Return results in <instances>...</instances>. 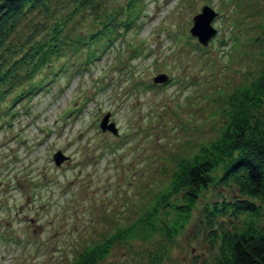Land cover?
<instances>
[{
	"label": "rangeland",
	"instance_id": "374dc122",
	"mask_svg": "<svg viewBox=\"0 0 264 264\" xmlns=\"http://www.w3.org/2000/svg\"><path fill=\"white\" fill-rule=\"evenodd\" d=\"M73 4L52 0L49 12L27 14L11 39L10 52L19 53L26 33L33 40L47 35L33 33V25L48 31L66 20L65 54L42 71L39 88L15 102L11 120L3 111L9 96L0 104L7 117L0 118V264H67L115 225L133 221L94 264L212 262L218 247L203 204L232 197L233 188L201 187L188 213L169 204L182 202L180 189L150 219L146 214L179 161L208 152L239 87L264 71V0H95L67 15ZM204 4L215 11L205 43L189 32ZM134 5L135 17L123 27ZM106 16L122 32L86 65L87 41L76 39L101 45L102 33L89 34ZM159 72L164 80H154ZM104 114L116 132L99 127ZM55 149L59 164L51 158ZM164 222L176 224L172 235Z\"/></svg>",
	"mask_w": 264,
	"mask_h": 264
},
{
	"label": "trees",
	"instance_id": "16d2710c",
	"mask_svg": "<svg viewBox=\"0 0 264 264\" xmlns=\"http://www.w3.org/2000/svg\"><path fill=\"white\" fill-rule=\"evenodd\" d=\"M51 1L0 0V104L9 96V102L3 109L8 111L9 120L16 111L15 102L39 88L44 75L42 71L52 69L67 45L66 37L63 39L60 35L62 29L65 30L63 24L66 20L59 19L53 22L48 31L44 30L43 25L36 28L33 25V33L41 30L47 32L46 37L33 40V34L26 33L19 53L10 52L11 39L18 34L23 18L38 9L49 12ZM94 4L95 0H74L73 7L66 13L70 15ZM127 10L123 27H128L131 18L135 17L131 11L138 10V7L134 5L133 8L127 7ZM117 23L114 16L103 17L101 26L95 33L89 34L92 37L102 33L104 40L101 45H94L88 37L76 39L80 45L87 41L86 65L99 57L97 48L100 50L110 45L122 32L117 29ZM57 68L65 69V66ZM238 92L241 97H236L228 123L210 144L208 152L180 160L173 180L165 185L166 191L152 203L146 214L150 219L156 207L180 189H183L182 202L169 204L175 210L188 213L201 187L214 183L233 188L236 193L232 197L222 196L203 204V219L210 240L217 244L218 253L212 262L204 259L201 264H264V223L259 220L260 202H264V71L259 72L247 86L239 87ZM0 118L7 119L1 107ZM216 169L217 174L214 173ZM222 216L227 217L228 223L224 222ZM134 223L115 225L112 231L89 244L67 264H94L116 239L125 237L132 230ZM142 225L156 228L148 220H143ZM163 226L167 235H172L177 227L174 223L166 222Z\"/></svg>",
	"mask_w": 264,
	"mask_h": 264
},
{
	"label": "water",
	"instance_id": "95a60500",
	"mask_svg": "<svg viewBox=\"0 0 264 264\" xmlns=\"http://www.w3.org/2000/svg\"><path fill=\"white\" fill-rule=\"evenodd\" d=\"M215 14L213 8L209 5L204 4L200 11L196 12L192 16V24L189 28V32L197 36V39L200 42L205 43L207 39L214 33L215 29L211 25L210 20L212 16ZM166 77L165 73L159 72L155 75L154 80H164ZM107 114H104L100 120L101 128H108L112 132H116V127L113 121H106ZM62 155L60 150H56L53 153V159L56 163H59Z\"/></svg>",
	"mask_w": 264,
	"mask_h": 264
}]
</instances>
